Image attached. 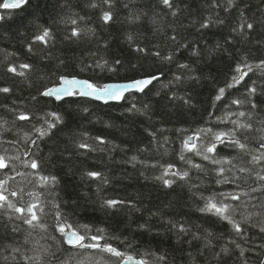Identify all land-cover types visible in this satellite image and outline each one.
Listing matches in <instances>:
<instances>
[{"label": "trees", "instance_id": "16d2710c", "mask_svg": "<svg viewBox=\"0 0 264 264\" xmlns=\"http://www.w3.org/2000/svg\"><path fill=\"white\" fill-rule=\"evenodd\" d=\"M172 4L169 8L160 0H113L111 5L103 0H28L20 9L0 8V88L11 89L0 93V155L11 158L7 175L0 173V179L15 176L10 183L17 191L42 193V222L48 225L47 231L34 229L18 213L3 211L0 264H120L127 255L148 264H262L264 181L238 169L261 171L249 160L264 152V68L256 67L264 61V0ZM105 11L112 15L107 23L102 19ZM72 19L77 24H71ZM245 19L252 29H240ZM205 23L208 26L201 27ZM73 28L81 30L79 37L71 36ZM44 29L53 37L46 45L34 40ZM22 64L31 67L22 69ZM238 64H251L253 70L217 101L219 89L238 75ZM10 66L25 74L8 71ZM61 77H79L97 86L157 79L117 103L79 94L62 101L43 96L61 83ZM251 87L256 88L254 94L248 92ZM237 99L245 102L232 104ZM240 111L251 113L256 130L245 141L247 154L230 146L227 138L208 155L227 158L231 164H213L184 151V141L200 133L195 143L203 152L213 138L201 129L227 132L235 127L231 120L238 118L228 119V114ZM19 113L31 119H17ZM51 113L61 119L40 138L36 129L47 127L44 121L53 119ZM31 159L40 162V174L56 177V182L40 187L37 170L25 166ZM168 165L189 176L169 175L165 179L175 182L165 186L157 177ZM220 167L231 169L224 175L234 183H217L222 179L216 172ZM89 172L102 176L93 178ZM230 192L241 194L239 201L225 202L240 206L233 218L240 222L242 235L227 221L200 211L205 198L219 200L221 193ZM11 199L18 206L30 200L27 195L23 201ZM106 200L123 203L109 208ZM57 204L87 243L93 242L92 235H102L101 244H111L124 255L69 246L54 226ZM178 224L187 232L174 227Z\"/></svg>", "mask_w": 264, "mask_h": 264}, {"label": "snow or ice", "instance_id": "6c2138e0", "mask_svg": "<svg viewBox=\"0 0 264 264\" xmlns=\"http://www.w3.org/2000/svg\"><path fill=\"white\" fill-rule=\"evenodd\" d=\"M104 3L111 5L113 3V0H103ZM160 2L169 7L172 8V0H160ZM229 4H233L235 0H228ZM28 3V0H2L0 2V8L3 9H20L24 5ZM92 7H96V3L93 2L91 5ZM0 19H3V16H0ZM102 19L105 23L110 21L112 19V15L109 11H105L102 14ZM71 24L75 25L77 24V20L72 19ZM207 23L201 25V27H207ZM240 29H252L253 24L248 23L245 19L244 23L240 24ZM235 31V29H234ZM81 35V30L78 28H73L71 31V36L73 37H79ZM70 38V37H69ZM53 39L52 33L49 29H44L40 34L36 35L34 37L35 41H38L43 44H48ZM158 55V54H157ZM170 59V57L166 58ZM22 69H30V65L28 64H22L19 66ZM182 67H187L186 65H183ZM256 67L264 68V61H261L260 64L256 65ZM253 70L251 64H243V65H237L235 71L238 73V75H234L231 78V82L226 85V87H222L219 89L218 95L215 97L217 101L221 100L224 95L226 88H233L237 85H239L242 81H244L245 77L248 76L249 72ZM8 71L18 74V75H24L25 73L20 71L18 72V69L16 66H10ZM62 83L58 87L49 88L46 91L42 93L45 97H55V99L60 100L65 96L70 95H83V96H96L97 98H104L107 97L108 99H119L121 98L118 96V93L122 90H126L128 88H135L139 91H143L144 87H146L148 84L152 83L154 79H157V77H151V78H145L141 80L134 81L133 83L129 85H105V86H97L89 81H81L77 80L75 78L69 79L67 77H61L60 78ZM11 89L9 88H0V93H8ZM249 94H254L256 92L255 87H251L248 89ZM245 101H241L239 99L233 100L232 104L234 105H241ZM255 107V105H252ZM237 116L238 118L236 120H231V123L235 125L234 128L229 129L227 132H213L212 129H201V132H203L204 136H211L213 138V142L209 145L204 147L203 152L198 148L197 144L195 143L196 139H201L200 133H194L193 136H189L184 141V151L186 152H192L195 155L201 156L204 160H210L213 164L217 165H223V164H231L232 161L224 158V159H214L213 156L208 155V153L215 154L217 143L223 144L225 143V138H227L228 143L230 146H232L235 149H238L241 153H248V144L245 143V141L249 138V134L253 131H256L253 128V124L251 121V113H246L244 111H240L238 113H229L228 119H231V116ZM50 116L53 119H46L44 123L47 125L46 128L41 127L37 128L36 132L39 133V137L42 138L43 136L47 135L48 132L56 127V122L60 121V117L56 113H51ZM248 117L247 120H241L239 118ZM17 119L19 120H30L31 117L28 114L25 113H19L17 116ZM55 121V122H53ZM221 122H224L223 120ZM27 135V134H25ZM100 140L101 143H103L102 138H97ZM261 144L260 149H264V136L261 137ZM33 144L36 143L35 140L32 141ZM79 147L81 148H88L90 147L87 144H80ZM260 149H257V152H260ZM31 155V153H28ZM182 160L185 159V157L182 155L180 157ZM10 159L6 158L4 155H0V173H4L7 175V172L5 170L10 169ZM15 159H19V157H15ZM188 163H191V161H186ZM249 163L257 164L261 166V171L253 172L250 168L240 167L238 171L240 173H249L250 175H254L255 179L257 181H264V152H260L259 155H251ZM26 167H30L33 170H37L35 173L37 176H39L38 184L40 187H47L49 185H52L56 182V177H49L44 176L40 174L38 171L41 167L40 162L36 159H31L26 162ZM195 168H201V165L193 164L192 165ZM174 168V165H168L165 167L164 172L157 177V179L161 180L163 184L167 187H171V185L175 182L174 180L165 179V177L171 175V176H179L180 179H186L189 176L188 171H184L182 173L172 171ZM226 171H231V169H225L224 167H220L216 169L217 175L220 176L222 179L218 180L217 183L222 182H232L234 183V180H229L228 177H226L224 174ZM17 175H22L21 173H17ZM88 176L93 178H101L102 174L98 172H89L87 173ZM15 179V176H9L7 179H0V214L3 213V211L11 210L13 213L19 214V219H22L24 223L28 224L32 228H38L41 231H47L48 225L46 223L42 222V215H46L44 205L40 201V196L42 193L39 192H29L25 193L23 188H20L19 191H17L15 188L11 187V181ZM260 189H264V185H260ZM257 188H253L251 191L255 192L257 191ZM243 195H248V193H242ZM27 195L30 200L28 202L24 203V206H18V203L14 201L13 197L16 198L17 201H23L24 196ZM220 196L221 199L217 200L216 196H209L205 198V204L204 207L200 209L202 212L211 213L218 218L227 221L229 224L232 225V229L234 232H236L238 235L243 234V229L241 228L240 222L236 221L233 218V214L238 210L240 207L239 205H232L231 203H226L227 200H235L239 201L241 198V194L236 193H221ZM123 203L122 201L117 200H106L104 201L105 206L109 208L115 207L117 204ZM57 211L54 213V226L57 232L64 238V242H66L68 245L79 248V249H94L99 250L103 252L110 253L116 257H122L124 254L120 251H118L116 248H114L111 244H101L100 241L104 239L102 235H92L89 239L93 241L92 243H85L86 237L84 235H81L79 231L74 230L72 228V225L67 223L66 218L62 217L61 212L59 211V205L56 206ZM246 207V206H245ZM251 215V214H249ZM247 220V217L244 218ZM175 228H177L181 232H187V229L183 225H174ZM262 232H264V228L260 229ZM103 231V230H100ZM210 243V242H209ZM235 243V241H233ZM237 247H240V245L237 244ZM16 251H19L17 249ZM47 252L48 250L45 249ZM222 252L225 254L227 253V249H223ZM219 255V254H217ZM241 255H243V250L241 251ZM27 259V257H26ZM36 259H39V257H36ZM134 258L132 256H128L127 260L131 261ZM160 259H163V257H160ZM137 264H148V261L145 259H141L137 262Z\"/></svg>", "mask_w": 264, "mask_h": 264}, {"label": "water", "instance_id": "95a60500", "mask_svg": "<svg viewBox=\"0 0 264 264\" xmlns=\"http://www.w3.org/2000/svg\"><path fill=\"white\" fill-rule=\"evenodd\" d=\"M3 10H14V9H3ZM1 16V15H0ZM1 20V19H0ZM151 78V77H150ZM69 79H73V78H69ZM77 80H81V81H87L85 79H79V78H75ZM154 81V80H153ZM152 81V82H153ZM90 82V81H89ZM134 82V81H133ZM133 82H124V83H110V84H107V85H129ZM62 83V81H61ZM152 83L148 84L151 85ZM60 85V84H59ZM59 85H56L54 87H58ZM53 88V87H52ZM138 91L137 89L135 88H128L126 90H122L121 92L118 93V96H120L121 98L119 99H108L107 97H104V98H97L96 96H83V97H86V98H90V99H93V100H96V101H100V102H103V103H117V102H122L124 100V98L129 94V93H132V92H136ZM71 96V95H70ZM68 96H65L63 97L62 99L60 100H57V101H62L64 99H66ZM55 99V97H53ZM70 246V245H69ZM72 247V246H71ZM128 257V256H127ZM127 257H125V259L123 260V262L121 264H137V262L140 260V259H137L135 257H133L134 259L129 261L127 260ZM262 264H264V260L262 262Z\"/></svg>", "mask_w": 264, "mask_h": 264}, {"label": "bare ground", "instance_id": "6f19581e", "mask_svg": "<svg viewBox=\"0 0 264 264\" xmlns=\"http://www.w3.org/2000/svg\"><path fill=\"white\" fill-rule=\"evenodd\" d=\"M142 79H145V78H142ZM138 80H141V79H138ZM136 81H137V80H136ZM147 87H148V85H147L146 87H144V90L147 89ZM144 90H143V91H144ZM143 91H139V90H138V91H136V92H137V93H141V92H143Z\"/></svg>", "mask_w": 264, "mask_h": 264}]
</instances>
